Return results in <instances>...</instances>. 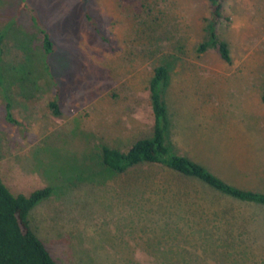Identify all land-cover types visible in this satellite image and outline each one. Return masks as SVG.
I'll use <instances>...</instances> for the list:
<instances>
[{"label": "rangeland", "instance_id": "374dc122", "mask_svg": "<svg viewBox=\"0 0 264 264\" xmlns=\"http://www.w3.org/2000/svg\"><path fill=\"white\" fill-rule=\"evenodd\" d=\"M18 2L0 0V179L13 194L52 187L28 224L53 259L264 264V206L188 181L191 194L231 221L206 232L180 222L174 228L177 218L159 195L165 189L172 198L177 179L162 168L100 184L77 178L79 168L99 169L101 145L125 150L149 135L147 82L161 63L172 150L232 185L264 192V0L223 1L216 30L229 62L214 49L195 51L205 37L207 0H28L52 40L48 54Z\"/></svg>", "mask_w": 264, "mask_h": 264}, {"label": "trees", "instance_id": "16d2710c", "mask_svg": "<svg viewBox=\"0 0 264 264\" xmlns=\"http://www.w3.org/2000/svg\"><path fill=\"white\" fill-rule=\"evenodd\" d=\"M223 1L207 0L205 37L197 43L195 51L202 53L208 49H214L222 61L229 62L228 44L216 30L217 24L225 19L222 14ZM18 9L27 13L31 25L37 29L42 51L45 54L51 53L54 50L52 40L49 32L39 22L34 7L28 0H19ZM84 17L89 27L102 38L93 17L87 12L84 13ZM2 37L0 30V56ZM167 82L166 66L161 63L155 65L147 82L152 117L149 135L134 140L125 150L101 145L97 155L99 169L93 171L89 166L79 168L77 178L100 184L111 175L127 173L139 177L152 167L162 168L177 179L173 182L176 185V191L175 194L170 195L172 198L162 194L166 192L165 189L162 193L160 192L161 196L159 195L160 205L166 208L168 214L177 218L172 222L174 228L176 223L180 222L183 227L206 232L214 231L221 225L227 226L231 221L224 210L219 211L211 208L210 204L203 202L202 199L200 201L196 191L191 194V187L185 183L188 181L230 200L264 206L263 191L243 189L232 185L200 163L172 150L169 140L170 122L163 97ZM260 101L264 105V91L260 95ZM48 105L54 114L58 113L56 101H50ZM5 107L6 119L14 122L9 113V104L6 103ZM52 191L51 186H44L28 194H13L0 179V264H58L28 224L30 209L47 198ZM156 234L158 232L152 230L151 235Z\"/></svg>", "mask_w": 264, "mask_h": 264}]
</instances>
